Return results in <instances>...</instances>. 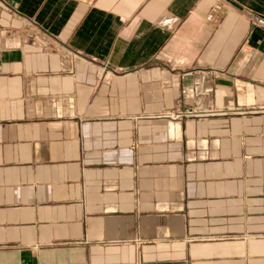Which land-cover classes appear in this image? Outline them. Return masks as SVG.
Listing matches in <instances>:
<instances>
[{
    "label": "crops",
    "instance_id": "1",
    "mask_svg": "<svg viewBox=\"0 0 264 264\" xmlns=\"http://www.w3.org/2000/svg\"><path fill=\"white\" fill-rule=\"evenodd\" d=\"M0 1V264H264V0Z\"/></svg>",
    "mask_w": 264,
    "mask_h": 264
},
{
    "label": "built area",
    "instance_id": "2",
    "mask_svg": "<svg viewBox=\"0 0 264 264\" xmlns=\"http://www.w3.org/2000/svg\"><path fill=\"white\" fill-rule=\"evenodd\" d=\"M0 6H4V4H2L1 1H0ZM199 107H200V104L197 103L195 106H192V107L187 108V109L182 110V111H176L173 114L170 112L168 115L172 116V117L174 116L176 118L188 117V116H201L202 113H204V112H200Z\"/></svg>",
    "mask_w": 264,
    "mask_h": 264
}]
</instances>
